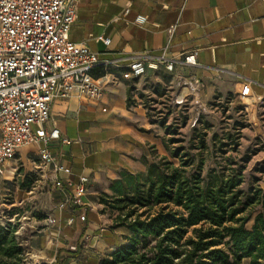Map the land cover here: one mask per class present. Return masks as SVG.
<instances>
[{"label":"crops","instance_id":"1","mask_svg":"<svg viewBox=\"0 0 264 264\" xmlns=\"http://www.w3.org/2000/svg\"><path fill=\"white\" fill-rule=\"evenodd\" d=\"M137 16H144L146 24L135 23ZM98 37L109 39L110 46ZM70 40L85 44L101 62H108L93 73L100 74L94 76L101 87L99 98L72 95L55 100L46 126L61 135L50 145V153L71 169L70 176L59 177L75 183L87 177L88 192L84 208L60 211L63 196L51 182L53 170L39 168L38 146L20 150L13 165L26 169L23 180L40 179L34 189L41 192L38 196L46 208L53 206L59 225L50 229L45 228L48 219L47 224L40 222L44 229L23 243L33 264H100L108 255L84 251L85 240L90 250L101 241L111 248L109 254L125 244L130 236L126 228L101 225L105 216L98 213L103 208L99 197L110 193L111 182L122 172L144 173L146 162L164 155L159 121L149 117L154 99L174 103L182 92L189 96L187 104L193 110L206 113L217 97L225 99L247 90L252 100L264 105V0H82ZM193 52L197 65H186L184 58ZM138 58L158 68H148L138 79H124ZM170 63L172 71L166 68ZM193 81L202 84L196 92L184 87ZM13 178L9 169L0 175L1 180ZM83 213L88 226L79 220ZM71 217L74 222L69 224Z\"/></svg>","mask_w":264,"mask_h":264},{"label":"trees","instance_id":"2","mask_svg":"<svg viewBox=\"0 0 264 264\" xmlns=\"http://www.w3.org/2000/svg\"><path fill=\"white\" fill-rule=\"evenodd\" d=\"M234 97H217L213 105L227 104ZM187 120L183 116L182 124ZM165 124L159 122L161 127ZM196 124L200 128L194 129L190 148L183 139L175 138L178 129L170 128L171 138H162L169 157L146 162L144 173L122 172L111 182L110 193L100 195L104 211L117 213L113 228L124 227L130 233L125 244L100 264L264 263V189L258 185L242 189L251 156L240 160L227 156L237 153L239 132L225 137L214 133L213 154L221 160L203 175L212 125L201 119ZM241 128L244 126L237 123L235 130ZM23 259L24 248L15 231L10 225L0 226V264H22Z\"/></svg>","mask_w":264,"mask_h":264},{"label":"built area","instance_id":"3","mask_svg":"<svg viewBox=\"0 0 264 264\" xmlns=\"http://www.w3.org/2000/svg\"><path fill=\"white\" fill-rule=\"evenodd\" d=\"M81 1L0 0V175L9 169L15 176L17 167L13 164L20 150L38 146L39 168L53 170L51 182L63 196L58 206L60 211L85 207L83 199L88 192L89 179L82 176L75 183L59 177L70 176L71 169L58 163L49 151L50 145L61 139L58 129L48 131L46 128L51 107L55 100L72 95L98 99L101 87L93 73L99 66L108 64L101 62L98 54L85 44L70 40ZM129 13L130 10H126L124 15ZM146 22L144 16L135 19L138 25ZM97 40L107 47L111 44L103 37ZM196 58V52L190 53L184 63L195 66ZM148 68L156 70L158 66L138 58L129 65L123 78H141ZM166 68L172 71L173 64H167ZM184 87L196 92L202 84L193 81ZM240 96L249 97L247 90ZM188 98L180 92L174 102L183 105ZM253 103L257 104V100ZM79 220L86 221V215L81 214ZM73 222L71 217L68 223ZM48 224L54 226L56 219L49 217Z\"/></svg>","mask_w":264,"mask_h":264},{"label":"rangeland","instance_id":"4","mask_svg":"<svg viewBox=\"0 0 264 264\" xmlns=\"http://www.w3.org/2000/svg\"><path fill=\"white\" fill-rule=\"evenodd\" d=\"M151 107L149 111L151 119L159 122L166 121L165 127L159 126L161 128L159 130L161 137L167 136V138H171V135H168L169 129H178V135L175 138L183 139L186 148H190V141L194 134V129L200 128V125L196 124L199 119L212 125V130L207 137L210 151L204 154L205 164L203 175H206L209 169L216 166L215 162L221 160L213 154L212 135L217 133L220 137H225L228 133L237 135L236 132H239L238 141L240 147L237 153L229 152L227 156L232 155L240 160L244 156L250 155V160L244 172L245 182L242 189L247 191L252 185H258L264 188V172H262L264 170V105L254 104L250 97L242 99L239 94L229 100L227 104L213 105L207 109L206 113L193 110L187 104V101L183 105H176L175 102L173 103L168 98L154 99ZM244 108H248V111H245ZM183 116H187L188 118L186 124H182ZM237 123L243 125L244 128L236 131L235 127ZM191 154L197 156L198 153L192 150ZM162 156L169 157V154L165 150ZM171 161L178 165L177 160ZM198 162L199 158L196 157L195 166H197ZM25 170L24 167L19 165L11 181L0 179V226L6 227L10 225L23 248H27L23 243L38 231L44 229L39 226L41 224H47V219L52 217L54 213L53 206L49 207V209L46 208L45 203L38 196L41 192L34 189L39 186L40 179L31 178L23 180L21 178ZM20 172L21 176L18 175ZM29 191H32L33 194L27 195L26 192ZM21 201L24 202L22 203ZM104 210V208L98 210L99 214L105 216L102 219L103 222L101 225L104 227L115 226L117 213ZM52 218L56 219V224L54 226L48 225L45 228L52 229L59 226L58 217L53 216ZM40 222L41 224H39ZM252 223L253 219L247 224V228H250ZM82 224L87 226L90 224L87 216L86 221L82 222ZM87 242V240L84 241V251L97 253L98 256H107L111 252V248L105 246L101 241L95 242L94 248L91 250L87 247ZM66 245L68 248L72 247L70 246L71 241H66ZM73 247L76 250L75 245ZM30 258L28 253L24 252L22 264H33ZM41 264H44L43 261H41Z\"/></svg>","mask_w":264,"mask_h":264}]
</instances>
